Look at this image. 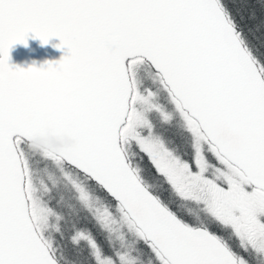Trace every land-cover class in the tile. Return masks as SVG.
<instances>
[{"label":"snow or ice","instance_id":"snow-or-ice-1","mask_svg":"<svg viewBox=\"0 0 264 264\" xmlns=\"http://www.w3.org/2000/svg\"><path fill=\"white\" fill-rule=\"evenodd\" d=\"M0 264H264V0H0Z\"/></svg>","mask_w":264,"mask_h":264},{"label":"water","instance_id":"water-1","mask_svg":"<svg viewBox=\"0 0 264 264\" xmlns=\"http://www.w3.org/2000/svg\"><path fill=\"white\" fill-rule=\"evenodd\" d=\"M58 38H52L47 45H42L39 39H33L31 34L27 40V46L16 44L10 50L9 63L27 69L28 67H41L46 61H58L65 50L57 49Z\"/></svg>","mask_w":264,"mask_h":264},{"label":"trees","instance_id":"trees-1","mask_svg":"<svg viewBox=\"0 0 264 264\" xmlns=\"http://www.w3.org/2000/svg\"><path fill=\"white\" fill-rule=\"evenodd\" d=\"M241 2H252V0H241Z\"/></svg>","mask_w":264,"mask_h":264}]
</instances>
